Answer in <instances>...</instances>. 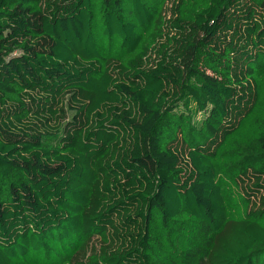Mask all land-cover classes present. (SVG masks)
<instances>
[{
    "label": "trees",
    "instance_id": "16d2710c",
    "mask_svg": "<svg viewBox=\"0 0 264 264\" xmlns=\"http://www.w3.org/2000/svg\"><path fill=\"white\" fill-rule=\"evenodd\" d=\"M0 264H264V0H0Z\"/></svg>",
    "mask_w": 264,
    "mask_h": 264
}]
</instances>
